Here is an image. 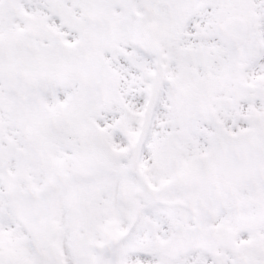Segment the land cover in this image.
Here are the masks:
<instances>
[{"label": "snow or ice", "instance_id": "1", "mask_svg": "<svg viewBox=\"0 0 264 264\" xmlns=\"http://www.w3.org/2000/svg\"><path fill=\"white\" fill-rule=\"evenodd\" d=\"M0 264H264V0H0Z\"/></svg>", "mask_w": 264, "mask_h": 264}]
</instances>
